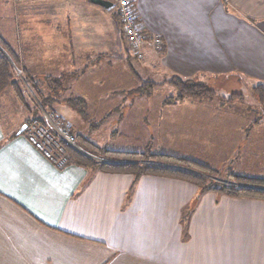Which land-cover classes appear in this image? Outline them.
Here are the masks:
<instances>
[{
    "label": "crops",
    "instance_id": "1",
    "mask_svg": "<svg viewBox=\"0 0 264 264\" xmlns=\"http://www.w3.org/2000/svg\"><path fill=\"white\" fill-rule=\"evenodd\" d=\"M40 1L34 76L84 82L83 93L109 83L114 95L132 87L134 73L155 84L178 76L264 87V0H133L142 31L162 41L160 52L143 47L138 67L116 11L89 0ZM3 108L0 264H264L263 200L199 195L190 183L157 176H142L129 194L131 175L58 169L20 132L27 119L10 121ZM263 128L245 127L246 136Z\"/></svg>",
    "mask_w": 264,
    "mask_h": 264
},
{
    "label": "rangeland",
    "instance_id": "2",
    "mask_svg": "<svg viewBox=\"0 0 264 264\" xmlns=\"http://www.w3.org/2000/svg\"><path fill=\"white\" fill-rule=\"evenodd\" d=\"M40 2V0L38 2L37 0H0V39L6 47L16 52L22 66L27 64L28 70L31 69L29 66L31 54L36 57V50L32 47L38 38L35 36L37 12L46 9ZM58 3L60 5V2H57V5ZM115 11L113 7L109 12ZM116 55L120 57L119 53ZM135 60L137 62L133 63L134 67L142 65L143 59ZM135 69L140 72L139 69ZM142 72H140L141 76L144 75L143 78L146 79L145 72ZM16 74L21 80L19 69H16ZM33 74L35 73H31L32 76ZM36 77L43 79L44 76ZM194 82L215 90L218 96L211 100L186 99L177 106L164 107L163 101L168 96L176 95L174 88L169 85L155 88L151 96L146 97L135 92L137 87L135 82H131L132 87L124 84L126 93L114 95L110 92L114 91L115 87L113 85L111 87L109 83H101L102 88L98 93L95 90H91V93H83L81 89L84 87V82L69 80L64 82L60 90L61 95L57 97L58 106H52V108L56 107L66 120L57 123L54 113V115L46 113L50 121L44 119L46 120L44 125L50 129L54 125L69 135H84L91 142L107 150L144 152L148 148L152 154L180 156L194 160L217 171L214 175L204 176L209 178V181H213L212 183L218 188L223 184L230 185L227 182L231 181L227 178L229 173L251 176L249 173L256 171L264 175V128L256 131V134L252 131L250 136H246L245 130V127L248 128L256 119H259L257 122H261L260 116L264 115V105L260 104L256 94H253L251 84L245 85L247 88H244L238 87V83L234 80L207 81L201 77L195 78ZM22 87L23 99L33 111L29 115L14 91L6 90L0 95V107H6V113H9L7 118L10 121L15 120L18 113L27 120L37 114L42 115L30 89L24 83ZM119 87L122 89L121 85ZM231 93L234 95L241 93L244 100L227 101ZM95 94H100L101 97L96 98ZM75 97L82 98L86 106L63 108L68 99ZM34 105L39 111L35 110ZM92 129L95 131L92 132ZM25 130L27 132V127ZM258 144L261 146H256ZM74 145L75 149L87 155L75 142ZM66 166L67 164L64 167ZM183 168L195 173L198 171L192 170L187 165H183ZM231 182L246 185L245 182L233 179ZM190 184L197 187L193 183ZM187 217L188 213L184 214L183 219Z\"/></svg>",
    "mask_w": 264,
    "mask_h": 264
},
{
    "label": "trees",
    "instance_id": "3",
    "mask_svg": "<svg viewBox=\"0 0 264 264\" xmlns=\"http://www.w3.org/2000/svg\"><path fill=\"white\" fill-rule=\"evenodd\" d=\"M117 17V14H115L116 19ZM16 69L21 71V80L18 79L19 76L16 74ZM133 76L134 81L137 84L135 92L138 95L150 97L154 89L159 86L169 85L173 87L176 91V95L168 96L162 103L164 107L177 106L186 99L198 101L204 99L211 100L218 96V93L215 90L211 88L209 89L201 83L182 79L178 76H172L161 84L144 81L140 79L136 73H134ZM22 83H24L32 92L39 109L54 115L52 113V106L56 103L57 96H59L60 90L63 88L64 79L62 77L52 76H44L43 79H38L36 76H32L27 67L20 64V59L18 58L16 52H13L9 47H6L5 43H3L0 39V95L9 89L14 91L19 102L23 105V107H25V110L30 115L33 109H30L23 99ZM253 92V94H256L259 103L264 105V87H256ZM234 99L243 101L244 96L241 93L236 95L231 93L227 98V101H233ZM67 103L71 108H82L83 106H86L83 99L76 97L68 99ZM34 108L39 111L36 106ZM258 117L259 115L257 118ZM260 117L261 122H264V115L263 117ZM258 120L256 119L253 121L250 126L257 124ZM58 122L59 121H57V123ZM32 124H40L43 127L45 126L43 118L37 115L26 121L27 128ZM93 131H95V129H92V132ZM52 135L66 152L68 156L67 165L79 167L90 173L104 172L131 175L133 177V181L129 194L132 190H134L137 180L142 176H157L193 183L198 187L201 193L214 192L230 198H244L264 201V177H252L248 175L229 173L227 175L228 180L232 181L233 179L245 182L246 185L235 184L231 181H227L230 185L225 186L223 184L218 188L212 183L213 181H209V178L204 176L208 174L214 175L217 171L209 167H205L194 160H188L180 156L174 157L152 154L148 148H146L144 152L107 150L106 148H103V146L100 147L91 142L84 135L75 134L73 136L70 134L74 138L75 144L81 149V151L87 154L85 155L78 149L68 145L62 138L58 137L56 133L53 132ZM183 165H187V167L192 170L196 169L198 171L195 173L190 169L183 168ZM190 210L191 209L188 210V213Z\"/></svg>",
    "mask_w": 264,
    "mask_h": 264
},
{
    "label": "built area",
    "instance_id": "4",
    "mask_svg": "<svg viewBox=\"0 0 264 264\" xmlns=\"http://www.w3.org/2000/svg\"><path fill=\"white\" fill-rule=\"evenodd\" d=\"M110 2L116 9L122 34L133 58L143 59V47L146 45L152 46L156 52L161 51V39L156 36H148L142 31L135 13L133 0H110ZM44 117L47 121H50L46 113H44ZM53 132L68 145L75 147L74 138L54 125L50 129L46 125L43 127L40 124H32L27 128V138L56 168L61 169L67 164L68 156L53 137Z\"/></svg>",
    "mask_w": 264,
    "mask_h": 264
},
{
    "label": "water",
    "instance_id": "5",
    "mask_svg": "<svg viewBox=\"0 0 264 264\" xmlns=\"http://www.w3.org/2000/svg\"><path fill=\"white\" fill-rule=\"evenodd\" d=\"M89 2L93 5H96L106 11H110L111 9H113V4L109 1L106 0H89ZM25 127H23L21 129L20 132L24 131Z\"/></svg>",
    "mask_w": 264,
    "mask_h": 264
}]
</instances>
